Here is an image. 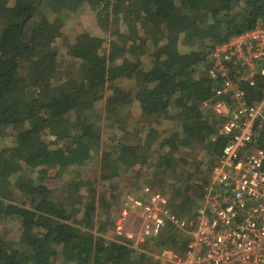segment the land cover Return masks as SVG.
<instances>
[{
  "label": "trees",
  "instance_id": "obj_1",
  "mask_svg": "<svg viewBox=\"0 0 264 264\" xmlns=\"http://www.w3.org/2000/svg\"><path fill=\"white\" fill-rule=\"evenodd\" d=\"M82 5L99 32L75 31L60 46ZM260 19L264 0H0V264H160L162 249L182 254L189 235L171 225L138 247L105 233L145 184L193 216L227 140L210 53ZM235 85L250 102L261 96L260 77ZM99 121L118 135L106 143ZM95 157L98 174L84 177ZM64 173L73 177L57 193Z\"/></svg>",
  "mask_w": 264,
  "mask_h": 264
},
{
  "label": "built area",
  "instance_id": "obj_2",
  "mask_svg": "<svg viewBox=\"0 0 264 264\" xmlns=\"http://www.w3.org/2000/svg\"><path fill=\"white\" fill-rule=\"evenodd\" d=\"M209 62V74L221 79L215 112L227 140L193 216H179L165 195L144 186L125 196L114 233L142 242L171 225L189 235L182 254L162 249L154 255L160 264H264V20L215 45ZM256 77L261 96L250 102L235 83L253 85ZM227 93L231 98L223 100ZM132 211L141 218L133 232L125 226Z\"/></svg>",
  "mask_w": 264,
  "mask_h": 264
},
{
  "label": "rangeland",
  "instance_id": "obj_3",
  "mask_svg": "<svg viewBox=\"0 0 264 264\" xmlns=\"http://www.w3.org/2000/svg\"><path fill=\"white\" fill-rule=\"evenodd\" d=\"M93 12L91 11V9H89V7H87L86 5H82L78 10H76L75 12H70L69 14V18L67 19V21L65 22V27H64V31H65V39H61L59 41L60 46H63V44L66 42V40H70L72 38V34H74L75 31L78 30H90V32L92 33H97L99 32V29L95 26V19H94V15L92 14ZM110 37V35H109ZM113 37V35H112ZM209 59V58H208ZM69 58L65 57L64 59H62V63L63 66L70 70V69H74L73 66H71V64L69 63ZM128 87V85H127ZM103 102V100H102ZM103 104V103H102ZM100 105V103L98 102L97 104H95V108L93 111V117L96 118L97 115H102L103 113V105ZM127 113V110L123 109L118 115L125 117ZM114 116H112L113 118ZM101 125V132H102V137L104 138V140L107 141L109 140V137L112 136L115 129H112L110 127H105V125L102 124V122H100ZM103 125V126H102ZM171 124H169V122H165L163 127L164 128H169ZM115 135L117 136L118 134L115 133ZM117 138V137H116ZM115 138V139H116ZM111 140V139H110ZM96 174H98V158H94L86 167L85 171L82 173V175L84 177H94ZM71 177H73V174H68V173H64L62 175L61 178H56L55 180H53V183L55 184L54 187L52 188V190H55L57 193L58 191H61L62 188L64 187V183L68 182L69 179H71ZM127 181L126 180H122V184L124 185L125 183H127V186H131L128 185L130 184V182L132 183V179L127 177ZM141 186H146L145 185H141ZM148 187V186H147ZM141 188V187H140ZM150 188V187H149ZM152 191L155 192H159L162 194V191H160L157 187H151L150 188ZM141 191V189L137 192H134L133 194H139V192ZM164 194V193H163ZM166 194V193H165ZM168 195V194H167ZM165 195L169 201L168 196ZM170 204V203H169ZM117 219V217H115L114 221ZM17 223L16 221H10L8 222V224L11 226L13 224ZM140 223H141V218L136 214V213H132L129 214L128 216V222L126 223V229L128 231H137L140 228ZM116 234L114 233V229L109 230L105 233V237L109 238V239H117V237L115 236ZM141 243L138 240H134L132 242V247H138V244ZM145 249H149L151 246L150 245H145ZM153 253V252H151ZM155 254V253H154Z\"/></svg>",
  "mask_w": 264,
  "mask_h": 264
}]
</instances>
